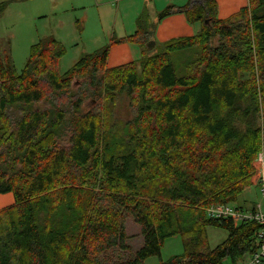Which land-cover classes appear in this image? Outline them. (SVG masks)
<instances>
[{
    "label": "trees",
    "instance_id": "trees-1",
    "mask_svg": "<svg viewBox=\"0 0 264 264\" xmlns=\"http://www.w3.org/2000/svg\"><path fill=\"white\" fill-rule=\"evenodd\" d=\"M174 10L198 32L145 55L144 7L134 33L112 37L63 75L54 37L31 47L21 73L0 43V195L13 199L0 210V264H144L174 237L181 254L159 264H241L253 252L254 222L215 220L204 209L233 205L258 184L264 0L225 19L215 0H189L165 7L158 22ZM121 44L141 48L140 70L135 61L108 67ZM124 96L129 120L115 114ZM89 97L105 106L83 111ZM129 217L143 244L130 259L102 258L129 250ZM209 227L227 232L214 248Z\"/></svg>",
    "mask_w": 264,
    "mask_h": 264
},
{
    "label": "rangeland",
    "instance_id": "rangeland-1",
    "mask_svg": "<svg viewBox=\"0 0 264 264\" xmlns=\"http://www.w3.org/2000/svg\"><path fill=\"white\" fill-rule=\"evenodd\" d=\"M113 1L0 0V4L3 3L5 5L4 12L0 17V43L3 48L8 49L10 52L11 64L15 71L21 73L29 58L31 47L41 39L54 37L62 44L65 50L64 56L58 62V72L60 75H63L83 55L93 53L106 46L112 37L134 33L135 22L145 7V0H117V3H113ZM152 1L153 7H148L147 10V14H149L148 22L151 28L149 30V41L145 44V49H142L145 55L152 56L161 51L164 43L173 39L172 35L174 34H176L175 36L184 35L183 37H185L186 35L193 36L198 32L199 24H188L184 21V16L175 10L176 15L182 17V19L177 18L179 22L175 21L171 25H169L170 21H166V23L158 22L157 14L165 7L176 5V3H179V0ZM216 4L218 17L221 18L219 12L222 15H227V13L238 11L240 8L247 6L248 0H217ZM181 20L187 25H181ZM149 42H154V45L150 49H147L146 46ZM219 46L220 40L214 38L210 48L216 49ZM124 48L131 50L129 56L126 55L128 52H125ZM140 52V47L131 44L112 48L110 50L108 67L120 65L128 61H135L137 69L140 70L143 60ZM78 87L77 83L76 87H74L75 90ZM123 98L118 103L115 114L116 117L129 120L132 116L128 106V99L125 96ZM40 105L42 106V104ZM99 105L105 106L103 97L100 99L98 97H89L82 101L81 108L83 111H88ZM255 173L258 183V173ZM258 187L259 183L255 187L256 190ZM263 202L264 199L259 192L251 191L246 195L242 193L233 205L235 207H242L244 204L250 206L252 203H258L260 205ZM12 203L13 199L8 202L6 197H1L0 210ZM125 227L129 250L124 252L120 250L108 252L103 254L102 258L110 261L116 257L130 259L133 252L141 247L143 239L140 228L133 222L132 217L127 219ZM207 236L209 247L214 248L227 238V232L209 227L207 228ZM180 250L181 240L179 237L167 239L164 242L160 257H151L147 259L146 264H157L159 259L165 260L172 253L177 254Z\"/></svg>",
    "mask_w": 264,
    "mask_h": 264
},
{
    "label": "built area",
    "instance_id": "built-area-1",
    "mask_svg": "<svg viewBox=\"0 0 264 264\" xmlns=\"http://www.w3.org/2000/svg\"><path fill=\"white\" fill-rule=\"evenodd\" d=\"M117 3L114 0L113 3ZM254 166L258 173L259 193L264 199V154L260 152ZM206 215L215 220H231L239 224L241 222H254L257 230L254 234V250L241 264H264V202L254 209L245 211L234 205H218L207 208Z\"/></svg>",
    "mask_w": 264,
    "mask_h": 264
},
{
    "label": "crops",
    "instance_id": "crops-1",
    "mask_svg": "<svg viewBox=\"0 0 264 264\" xmlns=\"http://www.w3.org/2000/svg\"><path fill=\"white\" fill-rule=\"evenodd\" d=\"M217 1V0H216ZM152 0H145V8L148 10V7H150V8H152L153 7V5H152ZM178 2V1H177ZM189 2V0H179V3H176V5H174V6H184V5H186L187 3ZM156 10V9H155ZM227 11V10H226ZM235 12H237V11H235ZM235 12H233V13H235ZM233 13H227V15H222V13L221 12H219V16H221V19H225V18H227V17H229L230 15H232ZM158 15V14H157ZM177 18H179V19H182V17L181 16H179V15H176V13L175 14H173V15H170V16H168V17H166L165 19H163L161 22L162 23H166V21H170V24L169 25H171V24H174L175 23V21L176 22H179V20L177 19ZM183 19H184V17H183ZM185 21V20H184ZM177 24V23H176ZM181 25H184V24H186L185 22H183L182 20H181V23H180ZM187 25V24H186ZM172 27H173V25H172ZM187 27V26H186ZM125 34V33H124ZM176 34H174V35H172V37H174V38H176V37H183L184 35H180V36H175ZM124 36H126V34L124 35ZM123 35H119L118 36V38H122V37H124ZM190 35H186L185 37H189ZM121 45H124V44H121ZM121 45H118V46H121ZM118 46H115V47H113V48H117ZM111 50H112V48H111ZM125 52H128L126 55L127 56H129V52L131 51L129 48L128 49H123ZM109 57H110V52H109V56H108V60H109ZM129 62H131V61H128V62H126V63H129ZM126 63H123V64H126ZM107 64H108V61H107ZM120 65H122V64H120ZM116 66H118V65H116ZM114 67V66H113ZM259 189L257 188V190H256V188H255V186L254 187H251V188H248V189H246V191H244L243 192V194H247V193H250L251 191H257V192H259L258 191ZM1 197H6V199L8 200V202L12 199V196L10 195V194H6V195H2V196H0V198ZM5 202H6V200H4ZM258 205V203H252V205H250V206H247V205H243L242 207H237V208H240V209H242V210H245V211H250V210H252V209H254L256 206ZM10 206V205H9ZM6 207H8V206H6ZM5 207V208H6ZM218 246V245H217ZM181 252H182V246H181V250H180V252L179 253H177V254H174V253H172L168 258H170L171 256H174V255H179V254H181ZM167 258V259H168ZM167 259H165V260H162V261H166ZM146 262H147V260L145 261V264H146ZM226 262H228L227 260H224V262H223V264H229V262L228 263H226ZM157 264H159V262L157 263Z\"/></svg>",
    "mask_w": 264,
    "mask_h": 264
},
{
    "label": "water",
    "instance_id": "water-1",
    "mask_svg": "<svg viewBox=\"0 0 264 264\" xmlns=\"http://www.w3.org/2000/svg\"><path fill=\"white\" fill-rule=\"evenodd\" d=\"M153 45H154V42H149L146 47L147 49H150Z\"/></svg>",
    "mask_w": 264,
    "mask_h": 264
}]
</instances>
